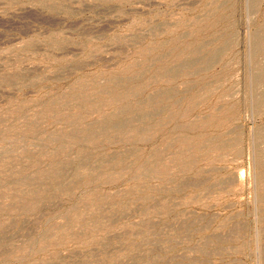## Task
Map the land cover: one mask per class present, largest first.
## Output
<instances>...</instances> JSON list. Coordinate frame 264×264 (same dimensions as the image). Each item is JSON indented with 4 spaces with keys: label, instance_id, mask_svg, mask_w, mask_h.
I'll return each mask as SVG.
<instances>
[{
    "label": "rangeland",
    "instance_id": "1",
    "mask_svg": "<svg viewBox=\"0 0 264 264\" xmlns=\"http://www.w3.org/2000/svg\"><path fill=\"white\" fill-rule=\"evenodd\" d=\"M0 264H264V0H0Z\"/></svg>",
    "mask_w": 264,
    "mask_h": 264
}]
</instances>
